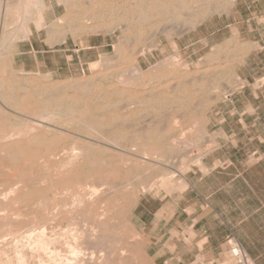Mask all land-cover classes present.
<instances>
[{"label": "bare ground", "instance_id": "1", "mask_svg": "<svg viewBox=\"0 0 264 264\" xmlns=\"http://www.w3.org/2000/svg\"><path fill=\"white\" fill-rule=\"evenodd\" d=\"M237 2L0 0V264H152L165 257L163 249L150 254L131 229L132 211L151 191L184 189V169L213 141L204 110L179 133L169 125L161 134L162 125L143 122L167 107L192 106L200 99L194 89L214 88L223 66L230 87L214 100L245 84L236 68L246 64L245 51L259 45L242 47L222 63L205 52L210 38L203 24L215 14L231 17ZM117 28L113 51L125 59L123 67L100 69L108 58L88 57L100 54ZM228 30L234 38L240 34L236 24ZM70 43L81 48L78 62ZM34 44L50 54L39 61ZM29 56L37 59V71L26 72L24 62L15 67L17 58ZM150 60L156 63L144 68ZM152 69H163L162 82H150ZM144 126L157 131L126 135ZM190 128L196 133L184 136ZM164 158L177 159L179 167L167 170Z\"/></svg>", "mask_w": 264, "mask_h": 264}, {"label": "rangeland", "instance_id": "2", "mask_svg": "<svg viewBox=\"0 0 264 264\" xmlns=\"http://www.w3.org/2000/svg\"><path fill=\"white\" fill-rule=\"evenodd\" d=\"M60 9L62 12L61 6L59 8V13H61ZM104 17H103V21L109 20L106 13ZM235 24L238 25L240 29V34L237 36L238 38L232 37V35L228 32L229 31L228 28L230 26H234ZM203 25H207V29L204 30V34L206 33L210 38L209 47H207V51L205 52L212 51V56L213 58H215L214 59L215 62L222 63L226 61V59H228V56L230 57L232 53L233 54L240 53L241 48L245 46L247 47V45L249 44L259 45L258 48H252V49L248 48L245 51V53H247L246 64L240 65L236 68V73L239 74V76L245 80V84L242 85V87L235 90L228 97L226 104L222 100V98L217 101L214 100L213 96L224 94L225 93L224 90L227 91V89L230 87V86L226 87L227 85H229L227 80L229 79L228 77H230L229 76L230 73L228 72V68L226 66H223L222 67V71H224L223 77L214 86V88H207L204 91V93H202L201 90L194 89L195 92L200 93V97H199L200 99L196 100L192 104V106L191 105H188L187 107L184 106V108L182 109L176 105L167 107L165 111H163L164 113L163 114L161 113L159 116L148 115L146 117L148 119H146V121L143 122L144 123L143 125L149 124L150 127L155 126L156 129L158 127L157 125H159V127H161L162 125L163 128L167 125H171L173 127L175 126L171 133H176V132L179 133L180 125H185L188 123L191 124V122L187 120L189 118H192L193 116L200 115L199 113H202L203 112L202 110H204L203 114H201L203 115L202 117L203 118L206 117L207 119L209 118V122L206 123L207 124L206 132L207 134H213L212 137L213 145H211L212 144L211 143L209 146H207L206 151H210L211 149L214 148L215 145H217L219 141H223L225 140V138L230 139L233 135L239 136L242 138V141L247 142L246 146L249 148V150L251 151L263 150L264 149V0H238L237 5L233 8V15L231 17H227L225 16V14L222 16L215 14L211 16L210 21L205 22ZM202 27L204 26H201V29ZM117 35H118V28L116 31L113 32L112 35L106 36L107 37L106 41L103 42L105 43V49L100 54L91 55L90 57H88L91 61H97L100 59L101 56L108 58L105 63L102 64L99 63L100 66L102 65L101 66L102 68L100 66H98V68L100 69H104V68L107 69L109 67L111 68L114 64L118 63L121 65L125 61L124 58H121L123 60L121 59L117 60L115 58L116 53L113 51L114 50L113 45L118 42ZM101 41H102L101 36L99 38L93 37L90 41V44L92 46L95 45L97 47L101 43ZM184 42L185 41L181 42L182 46H184L183 45ZM216 45L221 46L219 49V53H217V51L215 50ZM74 46L75 45L73 43H70V49H69L70 53H73L74 51L76 53V50L81 49ZM35 47H36V53L39 56L38 57L39 61L43 60V57H41L42 55L47 56L50 54V49L47 46L46 47L41 45L39 46L38 44H36ZM24 48H28V46L25 45ZM80 54H83V51H80ZM76 55L77 57L75 60L76 62H78L77 61L78 52L76 53ZM180 56L183 58L189 57L186 54H181ZM199 57L200 55L198 56V58ZM83 58L86 59V57ZM198 58L196 57L195 60H197ZM109 61L111 62L109 63ZM22 62L25 63L26 72L37 71V65H36L37 59L33 58V56L26 57L24 58V60H22L20 57L17 58L15 67L21 69ZM155 63L156 62L154 60H150L149 62L143 64V66L144 68H148L149 66H152ZM121 67H123V65H121ZM48 68L50 67L45 68V70H48ZM153 70L155 69H152L150 73V77H151L150 82L151 83L162 82L164 80L163 69L155 70V71ZM87 73L88 72H86L85 74ZM203 99L204 101H206V104L202 102ZM120 105L122 106V104ZM121 106H118V108L119 107L121 108ZM124 108L125 107H122L121 110H123ZM119 111L120 109H118V112ZM119 113H123V112L120 111ZM153 118L155 119V121ZM223 119H226V122ZM149 122L152 123L153 125L150 124ZM56 125L60 127V123ZM150 127L144 126L143 128L145 130L140 129V131H136L139 128L136 130H131V132L126 130L127 133L126 135H132L133 133L138 134L140 132L149 134V133H153L154 131L155 132L157 131L155 130V128L153 131L152 128ZM163 128L162 129L159 128L161 131L159 130L158 131L162 133ZM185 130L186 132L188 131V133L184 134ZM223 130L226 132V134L222 132ZM58 131H62V130L56 128L55 133H58ZM62 133L64 132L62 131ZM190 133H196V130L190 128V129H184L182 132L184 136ZM202 137L203 136L199 138L201 143L204 140V138ZM180 147L181 149L184 147L187 148V146L184 147L181 145L176 146V148H180ZM193 147L194 146L188 148H193ZM195 148L197 147L195 146ZM203 154H201L199 158ZM192 155H197V154L192 153ZM162 163H163V167L169 171H173L174 169H177L179 167V165H177L178 164L177 159L164 158L162 160ZM193 164L195 163H191L189 166H187L184 169L185 174ZM174 165L175 167H173ZM154 171L155 170H152L151 172ZM177 176L178 175L174 174V178H172V180L173 181L174 179L177 180L179 178V176L178 177ZM180 190L177 189V190H170V192L169 191L166 192L163 189L160 190L158 194L155 191L153 192L151 191L147 196H144L140 200V203L132 211L131 229L133 228L132 230H137L141 234V236H143V238L145 239L146 245L147 244L150 245V248L148 249L150 254L155 253L159 249H163L164 251L165 257L156 260L152 264H193L192 255H191L192 246L188 242L189 239L187 240V238H189L190 236L187 231V228L192 226V214L195 212L196 209L195 204L197 205V203L193 202V199L195 198V193L194 191L191 190V187L187 182H186V187L184 189L181 188ZM179 213L182 214L180 220L183 218V220L185 221L184 225L186 228L184 227L183 230L179 226L176 228L178 224L177 215H179ZM176 229L178 230V233L176 232L177 231ZM230 238L233 237L227 238V244H228V239ZM175 253L176 254L183 253L184 260L177 259ZM232 262L233 260L229 254V244H228L227 263H232Z\"/></svg>", "mask_w": 264, "mask_h": 264}, {"label": "crops", "instance_id": "3", "mask_svg": "<svg viewBox=\"0 0 264 264\" xmlns=\"http://www.w3.org/2000/svg\"><path fill=\"white\" fill-rule=\"evenodd\" d=\"M246 144L239 136L225 138L210 151H201L204 154L182 176L197 203L190 244L193 264H233L227 263L228 237L240 244L250 264H264V149L251 151ZM180 213L176 228L183 230ZM176 257L184 260L183 253Z\"/></svg>", "mask_w": 264, "mask_h": 264}, {"label": "built area", "instance_id": "4", "mask_svg": "<svg viewBox=\"0 0 264 264\" xmlns=\"http://www.w3.org/2000/svg\"><path fill=\"white\" fill-rule=\"evenodd\" d=\"M229 254L233 260V264H250L240 244L234 239H228Z\"/></svg>", "mask_w": 264, "mask_h": 264}]
</instances>
